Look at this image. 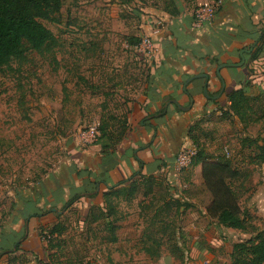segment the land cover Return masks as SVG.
<instances>
[{
    "label": "rangeland",
    "instance_id": "374dc122",
    "mask_svg": "<svg viewBox=\"0 0 264 264\" xmlns=\"http://www.w3.org/2000/svg\"><path fill=\"white\" fill-rule=\"evenodd\" d=\"M164 1L63 0L58 12L41 20L57 39L54 50H29L25 61L0 68V243L11 250L8 254H14L13 244L4 238L20 212L19 196L61 165L66 144L79 131L97 120L119 129L124 100L136 92V70L146 64L142 56L148 59L127 41H153L145 30H160L151 23L163 19ZM174 1L194 8L192 0ZM248 96L256 97L249 113L252 123L245 127L224 109L211 112L193 122L191 140L208 159L230 160L239 172L238 203L247 217L246 230L220 225L210 234L178 230L189 207L176 201L175 191L161 177L147 195L145 189L131 197L112 193L106 200L101 196L67 209L59 222L61 235L49 233L57 218L43 228L40 257L28 256L21 246L20 253L11 255L12 264H222L219 257L234 244L264 231V164L252 161L264 140V91ZM106 222L117 227V240ZM48 240L54 245L50 251ZM176 246L183 259L173 253Z\"/></svg>",
    "mask_w": 264,
    "mask_h": 264
},
{
    "label": "crops",
    "instance_id": "0c3cea01",
    "mask_svg": "<svg viewBox=\"0 0 264 264\" xmlns=\"http://www.w3.org/2000/svg\"><path fill=\"white\" fill-rule=\"evenodd\" d=\"M209 1L192 0L193 9L174 0L164 1V27L154 32L145 30L153 37L157 55L152 59L142 56L146 64L136 70L138 80L132 83L136 92L124 100L129 125L125 138L113 146L104 139L87 147H81L75 138L68 142L61 165L38 180L29 193L19 196L20 212L10 235L3 237L4 243L21 239L28 256L40 257L39 233L56 219L55 212L45 213L49 208L61 211L76 195H82L76 204L93 202L122 182L127 181L126 186L136 181L139 173L162 176L163 169L172 166L177 152L192 145L188 130L196 119L227 110L228 95L237 89L246 86L248 95L260 93L259 87L264 88V0H225L211 24L197 31L191 27L192 13L196 6ZM166 8H176L178 12L172 15ZM241 51L244 64L232 66L241 62ZM220 65L226 67L218 76ZM197 74L208 76V94L214 99L204 95L205 78L193 80L184 91V83ZM164 98L177 101L178 106L170 104L163 114L152 117L164 108ZM191 98L192 108L181 109L190 105ZM185 186L188 193H182L185 189L175 191L177 199L189 207L181 214L184 221L179 229L210 234L219 224L208 214L211 195L204 186L201 165ZM95 193L98 195L94 198ZM30 215L34 217L26 222ZM4 249L7 248L0 243V253ZM5 254L0 256V264H12L11 255L15 253Z\"/></svg>",
    "mask_w": 264,
    "mask_h": 264
},
{
    "label": "trees",
    "instance_id": "16d2710c",
    "mask_svg": "<svg viewBox=\"0 0 264 264\" xmlns=\"http://www.w3.org/2000/svg\"><path fill=\"white\" fill-rule=\"evenodd\" d=\"M63 5V0H0V68L9 65L11 61L16 60L23 62L26 59L27 51H35L37 53L52 52L57 46V39L53 32L48 29L41 20H48L51 15L58 12ZM170 14L175 15L178 11L176 8H166ZM141 43V38H129L127 44L131 47H137ZM212 64L215 63L212 61ZM146 71V70H143ZM147 80L151 75L148 74ZM260 93L264 88L259 87ZM248 88L237 89L228 95L230 103L227 111L239 118V120L246 127L253 121L249 118V113L252 110V103L256 97L248 96ZM222 110V109H221ZM164 108L153 114L152 117L163 114ZM119 129L115 130V126H109V122L103 120L100 122V139H104L110 146L119 144L126 136L129 129L128 119L126 113L119 118ZM194 124L190 125L188 130V137L191 140ZM252 161L256 164H264V140L261 145L256 146ZM202 167V178L207 192L211 195V202L208 206V214L211 218L216 219L220 226L236 230L247 229V217L242 213L238 203L239 189L238 182L240 181V174L232 166V162L225 158L219 157L213 161L205 156L203 150L197 151L193 157L190 165L185 168L180 175L182 184L189 183L194 175L197 166ZM139 178L136 181H130L129 186L124 184L127 181L118 184L111 188L110 191L102 194L106 200L112 193L120 194L126 193L128 197L136 193L142 192L147 195L156 185L162 181H167L166 176H143L138 174ZM124 185V186H123ZM172 189V188H171ZM98 194H94L95 198ZM82 195H76L64 204L61 211L70 210L79 200ZM176 201H179L178 199ZM164 205L170 207V203L164 202ZM101 213L103 210L100 209ZM51 213V208L45 212ZM179 214V212H178ZM57 221L50 228L51 236L61 235L64 232V226L60 224V213H56ZM34 216H28L29 218ZM96 217V216H94ZM108 217V215L106 216ZM96 222V219H94ZM106 228L113 233V240H117L115 232L117 227L112 222H106ZM171 227V225L169 226ZM175 228V226H174ZM172 228V235L176 234V230ZM42 230L40 231V239H42ZM179 230V228H178ZM151 239V236H146ZM51 239V238H50ZM46 251L53 249L52 240H48ZM22 242H13V252L16 253L21 249ZM10 249H4L0 254L6 255L4 252ZM149 252V249H146ZM173 253L179 258L183 259L181 248L176 246ZM219 260L222 264H264V231H259L250 240L246 242L236 243L232 247V251L228 254L221 255Z\"/></svg>",
    "mask_w": 264,
    "mask_h": 264
},
{
    "label": "built area",
    "instance_id": "2783aa9c",
    "mask_svg": "<svg viewBox=\"0 0 264 264\" xmlns=\"http://www.w3.org/2000/svg\"><path fill=\"white\" fill-rule=\"evenodd\" d=\"M224 1L225 0H210L208 3L198 6L192 13L191 27L200 31L210 25L212 18L221 9ZM153 20V23H151L152 27L157 29H162L164 27L163 19ZM136 48L148 56L149 59L155 58L157 55V48L155 47L154 42L149 38H141V43ZM100 137V121L98 120L84 130L79 131L74 136L81 147H87L97 143ZM196 153L197 150L193 145L183 147L177 152L172 166L163 169L162 173L166 176L167 182L174 191L184 190L186 188V186L180 181V175L181 172L190 165Z\"/></svg>",
    "mask_w": 264,
    "mask_h": 264
},
{
    "label": "water",
    "instance_id": "95a60500",
    "mask_svg": "<svg viewBox=\"0 0 264 264\" xmlns=\"http://www.w3.org/2000/svg\"><path fill=\"white\" fill-rule=\"evenodd\" d=\"M240 55H241V62L238 63V64H235V65H232V66L239 67V66H242V65L244 64L245 59H244V57H243V51H241ZM225 67H226V65H220V66H218V68H217V70H216L218 76H220V71H221V69H223V68H225ZM199 78H205V79H206V83H205V86H204V95H205L207 98L214 99V98H211V97L209 96V94H208V90H207L208 76H207L206 74H197V75L192 76L191 78H189V79L184 83V91H186V89H187V85H188L190 82H192V81L195 80V79H199ZM223 90H224V86L222 87V89H221L219 95H221V94L223 93ZM163 101H164V102L167 101V102L165 103V105H164V109H165V110L168 108V106H169L170 104H175V105L178 106V103H177V101H175V100H170V101H168V98H164ZM193 103H194V100H193V98H191V99H190V105H189L188 107H186V108H181V109H184L185 111H189V110L192 108ZM51 211H52V212H55V213H60V214H63V213L65 212L64 210L59 211L57 208H52ZM8 252H9V251H5L4 253H8ZM0 256H1V254H0Z\"/></svg>",
    "mask_w": 264,
    "mask_h": 264
}]
</instances>
